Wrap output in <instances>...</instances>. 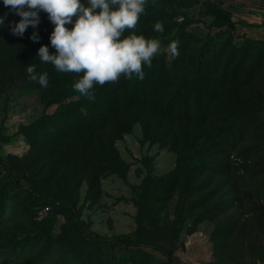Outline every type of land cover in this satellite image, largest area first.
I'll return each instance as SVG.
<instances>
[{"label": "rangeland", "instance_id": "obj_1", "mask_svg": "<svg viewBox=\"0 0 264 264\" xmlns=\"http://www.w3.org/2000/svg\"><path fill=\"white\" fill-rule=\"evenodd\" d=\"M157 1L160 7L146 6L135 28L126 29L124 35L134 32L161 42L175 35L177 30H185L181 43L186 52L184 55L179 51L177 57L180 62L177 85L189 97L194 135L201 137L204 133L203 114L213 139L219 136L218 140L222 141L228 138V133L234 132L239 144L240 126L241 133L249 135L236 147L225 143L214 149L212 155L204 154L205 159L209 156L208 166L202 167L199 173L215 171L217 164L224 162L240 166V147L251 149L259 144L258 132H262L258 130L259 120L264 122V41L237 29L208 28L211 18L198 16L199 4L205 0ZM0 15L5 16L4 26L0 25V137L4 138L0 141V189H4L3 202H0V264H29L28 259L39 249L45 251V258L39 264H76L79 261L161 264L165 259L159 251L130 246L138 222H145L141 219L143 195L140 186L146 176H150L152 191L165 192V198L153 196L150 201L158 224L167 226L173 233L179 224L178 217L183 222L176 241L178 253L187 239L194 236L197 239L192 240L206 247L202 253L210 257L209 264L264 263V200L241 199L225 177L221 182L215 178L211 184L212 179L202 175L197 178L199 184L204 185L202 191L179 202L178 195L185 187L177 180L170 190L169 183L184 150L183 138L173 143L171 138L161 137L154 128V120L132 107H124L120 112L119 119L128 130L113 143L122 177L111 173L95 179H75L71 187H66L65 180L56 176L59 166L54 164V153L41 154L37 147L43 136L47 141H42L40 146L49 143L56 133L55 124L42 121L33 129L27 127L42 115L55 111L58 103L51 104L53 92L67 84L75 73L58 72L50 62H42L37 56L38 48L49 44L53 29L47 13L41 11L37 28L29 25L22 37L10 30L12 22L20 17L2 0ZM156 22L163 24V32L154 31ZM34 31L40 36L39 41L29 38ZM208 35L212 36L210 43ZM172 43L178 45V41ZM170 44L161 43L153 57L163 61L167 71L171 70L173 61ZM49 51H55L50 44ZM28 64H35L37 73H48L46 86L29 79ZM154 70L156 74L158 65ZM150 74L137 82L132 79L127 89L132 91L137 83L144 88V81L152 82L147 78ZM23 77L24 85L15 87ZM75 98H81V108H85L83 104L87 98L82 95L65 98L64 103ZM184 110V105L177 108L178 113ZM81 112L85 114L87 109ZM204 140L207 138L200 139ZM225 148L229 149L225 151ZM193 151L198 152L196 148ZM9 175L20 179L13 182ZM203 194L210 197L207 205L197 200ZM40 199L49 200V210L36 204ZM49 215L54 217L50 239L30 237L12 245L11 240L33 233ZM9 250L11 256L3 262L2 257ZM220 253L225 255L226 261L220 259ZM172 264L182 263L174 258Z\"/></svg>", "mask_w": 264, "mask_h": 264}, {"label": "trees", "instance_id": "obj_2", "mask_svg": "<svg viewBox=\"0 0 264 264\" xmlns=\"http://www.w3.org/2000/svg\"><path fill=\"white\" fill-rule=\"evenodd\" d=\"M146 6L158 9L160 4L157 0H148ZM198 16L200 18H211L207 25L208 28L236 29L229 12L220 7L218 1H202L199 4ZM184 33V29H179L175 35L161 41V43L166 45L172 41H178V45L176 46L177 54L175 56L172 54L173 61L170 71L165 69L163 61L159 62L156 58L152 59L150 67H144V77L151 73L147 78L152 80L151 83L144 81V88L137 83L131 91L127 89V85L131 84L132 79L137 82L139 78L133 76L132 79H127L124 76H120L123 80L118 79L115 82H105L103 85H95V99H87L83 104L85 108H81V98L80 100L75 98L68 103H64L65 98L80 95L73 88L74 82L80 75L75 73L66 82L67 84L53 92L51 96V101L53 102L51 104L58 103V107L52 114L42 115L34 120L27 128L33 129L42 121H45L47 124H55L56 133L49 140V143L44 147L40 146L42 141H47L44 140L45 136H43L37 147L41 154H45L48 151L54 153L56 158L54 164H56V167L59 166L56 176L65 180L66 187H71V183L75 179L77 181H81L83 178L95 179L111 173L122 177L119 156L114 149L113 143L121 133L128 130V126L119 119L120 112L124 107H132L135 111H142L141 115H144L146 118L154 120V128L161 137L165 139L171 138L173 143H177L181 136L183 138L184 150L175 176L169 183L170 190L174 188L177 180L181 181L182 186L185 187L184 191L178 195L179 202L185 200L193 193L197 194L202 191L201 187L204 185L199 184L197 180L202 175L206 179H212L211 184L215 178L220 179L221 182L222 178L225 177L232 185L234 193H237V196L241 199L247 198L253 200L256 198L258 200L260 198L264 200V197H261L264 191V152L262 151L264 149V122L261 120H259V124L261 125L258 126V130H262V132H258L259 136L257 140L259 144L251 149H245L243 145L240 147L241 152L238 155L242 160L240 166L234 167L231 163L224 162L221 165L217 164L215 171L210 170L199 173L202 167L208 166V158L213 154L212 151L214 149L220 146L223 147L225 143L230 144L229 147L231 148L236 147L240 143L243 144L249 135L241 133L240 126L239 144L235 141L234 132L228 133V138L222 141L218 140L219 136L213 139L211 133L208 131L207 120L204 114L201 118L204 133L201 137L194 135L191 129L193 117L191 113L192 109L188 104L189 97L183 94L177 85V75L180 67L177 57L179 51L183 52L184 55L186 52V47H183L181 43ZM259 40L264 41V38ZM211 41L212 36L208 35L207 42L210 43ZM155 64L158 65L156 74L154 70ZM24 82L25 78L23 77L21 83L15 87L21 88ZM222 85H225V82H222ZM55 86L58 87L59 83H56ZM181 105H184L185 110L182 113H178L177 108ZM82 109H87V112L84 114L81 112ZM190 135L192 136L191 139L188 138ZM204 137L207 140L200 141ZM2 139L4 138L0 137V141ZM195 148L198 152L193 151ZM228 149L225 148V151ZM204 154H209L207 159L202 157ZM240 171L241 173H239ZM51 174L54 177V171H51ZM8 177L13 182H18L20 179L19 176L13 177L9 175ZM261 178L263 179L262 181L259 180ZM150 185V176H146L140 186L143 195L141 219L145 222H138L135 238L130 239V246L153 248L164 257L165 260L161 264H172L174 261L173 255L178 248L176 241L182 232L183 222H180V218L178 217L179 224L173 233L170 232V228L167 226L158 224L151 211L150 201L153 199V196L165 198V192L157 193L156 190L152 191ZM65 191L69 192L70 190L65 188ZM3 195L4 189H0V202H3ZM209 199L210 197L205 194L199 197V199L197 198L202 205H207ZM48 202V199H40L36 201V204L44 205V209L47 208L49 210ZM53 222L54 217L49 215L33 233L27 234L25 238L11 240L12 245L14 246L30 237L50 239ZM10 251L2 257L3 262L11 256L12 251ZM219 257L225 260L224 254L220 253ZM44 258L45 251L39 249L36 254L28 259V263L39 264ZM76 264H87V262L79 261Z\"/></svg>", "mask_w": 264, "mask_h": 264}, {"label": "clouds", "instance_id": "obj_3", "mask_svg": "<svg viewBox=\"0 0 264 264\" xmlns=\"http://www.w3.org/2000/svg\"><path fill=\"white\" fill-rule=\"evenodd\" d=\"M20 19L12 22L11 32L23 36L29 25L36 29L41 11L47 13L53 29L49 44L37 50L40 61L50 62L58 72L77 73L79 78L73 88L89 100L95 99V85L115 82L121 75L127 79L144 77V67H150L161 42L156 38L124 35L126 29H134L147 0H2ZM5 16L0 15L4 26ZM154 31L163 32V24L156 22ZM39 41L34 31L30 36ZM173 56L176 44L169 46ZM29 79L41 86L48 83V73H37L35 64L26 65Z\"/></svg>", "mask_w": 264, "mask_h": 264}, {"label": "crops", "instance_id": "obj_4", "mask_svg": "<svg viewBox=\"0 0 264 264\" xmlns=\"http://www.w3.org/2000/svg\"><path fill=\"white\" fill-rule=\"evenodd\" d=\"M217 1L220 7L229 12L238 31L254 38H264V0ZM192 239L196 240L197 237L192 236L191 239H187L181 253H178L177 248L173 257L182 264H209L210 257L205 255L206 252L202 253L206 250L204 244Z\"/></svg>", "mask_w": 264, "mask_h": 264}, {"label": "built area", "instance_id": "obj_5", "mask_svg": "<svg viewBox=\"0 0 264 264\" xmlns=\"http://www.w3.org/2000/svg\"><path fill=\"white\" fill-rule=\"evenodd\" d=\"M45 210H47V208H45ZM256 264H264V263L263 262H261V263L259 262V263H256Z\"/></svg>", "mask_w": 264, "mask_h": 264}]
</instances>
